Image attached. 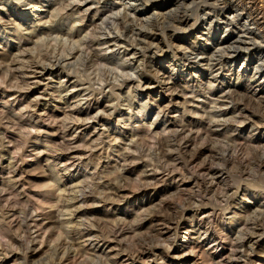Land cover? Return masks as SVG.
Segmentation results:
<instances>
[{
	"label": "rangeland",
	"instance_id": "1",
	"mask_svg": "<svg viewBox=\"0 0 264 264\" xmlns=\"http://www.w3.org/2000/svg\"><path fill=\"white\" fill-rule=\"evenodd\" d=\"M24 1L27 0H8L6 3L5 1L0 0V30H4L3 32H5V35L9 36L15 34L12 31H14V29H16L17 27V31H19L21 34H24L23 37L27 42H25L26 46L22 51L16 52V44L18 42L17 40V42L15 41V39L11 40L12 42L10 41V47L6 46V41L3 43L0 41V88H4V82L10 80L11 82L9 81V84L13 82L12 89H20L21 91L25 92L28 86H32L33 82L35 81V79L31 78L32 76H29L28 74V72H33L35 70L34 65L38 66L41 65L42 62H50L49 56H56L57 58L63 57V59H65L70 56V52L80 50L82 51V53H85L79 55L77 60H75L73 64L69 65L67 68L68 73L71 75L70 77L77 80L83 88H88L87 93L97 94L98 92L99 95L97 94L96 97L98 98V96L100 97L102 95L101 97L104 100L103 105L107 103L108 105H112V108L108 109L107 111L106 109L105 111H102L103 115L101 118L105 119L104 121L106 125L99 126L104 130L101 138L98 137L94 142L88 141V139H94L92 138L93 135L90 134V136L86 137L87 141L78 142L75 145L68 138H66L68 142L65 141L66 139H62L61 135L63 132L62 130L66 129L64 124H66L67 126L68 124L74 122L73 116H75L73 114L67 115L68 118L64 116V112L70 113L72 106L65 103L64 100H61V96H64L65 92H61L58 89L56 90L57 86L60 85V81L63 80V77L59 78V76H57L45 79L43 81H40L37 85H33L31 88L33 90V94H35L36 92V95H38V92L41 93L44 88L47 89V94L42 95L39 98V101H37V103L40 104L37 107V110L45 112L44 109L47 108V114H50L52 112L57 114V117L52 118L48 115L40 123H38V126L40 125L41 129V132L38 134L35 133L36 130L32 127L33 123L31 122V118L29 116L32 115L34 107L31 106V108L30 106H28L27 108L24 107V109L14 108L12 106L13 102L6 104V101L4 99H9V97L3 96V92L0 90V264H32V262H37V264H51V262L57 263L59 257L57 254L56 245H59L61 241L69 243L70 245L72 243L74 245L73 247L76 249L77 247H79L77 250L80 252L79 255H81V259H79L80 261L78 260L74 264H100L101 262V264H106L107 260L102 259V261L98 262V258L94 257V253L92 251L84 249V247L82 248V246L80 247L78 245L79 242H83V238L79 239V231L81 230V228L92 227L96 229L95 226L97 225L101 226L102 230L106 234H109L113 226L111 224L113 223L112 219L126 217L129 222L126 224V226H132L136 223L132 222L135 219L134 216L136 214L133 210L134 204L130 203L124 205V203H119V201H117L118 203H114V206H116V208L112 209V211L107 210L108 207H105L100 203L89 206L88 210L90 209L93 210V212L95 211L94 216L97 217L96 220L92 219V217L89 216L87 218V221L85 217L82 216L78 219L76 218V220L71 224L67 222L70 219L71 214L74 211L78 210H74L75 207L70 206L76 204L75 201L81 194V190L78 187H74V183H76L78 179L71 180L73 178V175H75L74 173L66 175V172L64 171L59 172L61 176H63L64 174L66 175V178L67 176H69L66 186H61V182H59V184L55 181H52L51 163L53 162V160L57 159L60 154H67L72 150L79 151L80 153L84 152L88 155L85 156V161L87 159L88 161L84 162L80 166L81 176L76 175L77 178L81 179L86 175V173L90 175V173L94 171H96V173L98 174L94 180V183H90L93 180H91L88 175L85 177V180L88 182L87 184L91 185L89 187L87 185V188H85L87 189V195H91L92 197H99V192L102 191L99 188L100 184H102V187L107 190V192L105 190V193L108 194L114 190L116 185L119 186L123 183L122 181L117 179L118 171L115 172L116 164L120 158L129 157V154L137 157L139 156V159H134V161L138 165L137 174H139V176L141 177L146 174L145 171H147V173H150L153 169H164L168 167L170 163L172 164L173 160L180 157L190 158V156L192 155L199 156V161H209V163H212L215 166L220 165L221 168L223 167L222 169L224 172V180L221 184H219L217 188L218 190H216V195H213V193H211L210 191V194H207L208 199L211 198V205H209L208 207L216 206V208L220 210L222 214L224 213V216H222L223 218L219 219L220 223H214V230H216L217 228L219 229H217V235H226L227 231L222 222H225V219L230 216L229 211L231 209L229 208H237L243 206L255 207L254 198H257L260 204L261 202H264V166L262 170L259 169V166L261 164L260 162L264 161V146H259V144L255 142L258 141V139L263 140L262 137H258L261 133H255L258 131L255 128L256 126H261L262 124H264V86L261 90L262 93L258 95L260 99L256 97H249L244 94L246 91V84L249 81V76L253 73V70H249L247 74L244 73L245 71H243V69L241 70V65L244 62L245 57H242L240 54L238 62H236L234 66L229 63L230 61L228 58L231 55L236 54V52H243L247 50L245 48H248L251 51V56L257 58V51L259 47H256V45L259 46V44H257L256 42L258 41V39L255 37L253 38L252 35H245L244 33H240V28H237L239 25L235 22V28H232L233 33L231 34L234 39V47L231 49L232 51L230 50L226 57L224 56L225 51L217 53V56H212L211 54H213L214 50L212 46L213 44L210 40L207 41L208 36L216 39L222 37L225 34L224 31L227 27H224V24L226 21V17L229 15V12L227 10L231 8V10L233 9V11H235L238 8L235 7L236 2H234L233 0L232 2L231 0H223V4L218 5L216 3L217 0H151V3L149 4V8L151 10L148 15L149 20H138L134 23H131V20L128 19V11L126 12L123 10V13L120 14V17H118V15L113 18L114 16H111V14L112 12H115L116 9H114V5L110 3L113 0H107L108 4L106 3L105 6H103L102 4H97V6L100 7L102 16L109 15L111 17L108 21L109 23L107 24V26L104 24V27L106 28H100V30L99 28H97L101 21H97V25H95L96 22H94L93 26L88 25L87 21L95 13V11L93 10L91 13H87L86 16H83L86 18L85 22L87 23L89 28L86 27L85 31L82 32L79 38L76 37L75 40L67 41L66 43V40H64L66 39V35L64 34H66V32L69 31V28H71L73 25L78 26L80 24V22L77 20L79 18V14L73 13L72 11L70 12V9L72 8L70 3L67 4V0H42L40 7L32 9L31 7L37 5L38 3L28 5ZM255 4L257 9L261 11L264 17V0H256ZM68 5L69 7H66ZM214 5H216V7ZM222 5H224L223 12L219 7ZM56 7L57 10L55 9ZM133 9L138 8L134 7ZM203 12L210 13L212 19L214 18L215 22L221 23V28L219 27V29L209 31L207 26L209 21H211L212 19L208 18L207 20H205L206 23H204L205 15H203ZM80 13L83 15V12ZM210 15L209 17H211ZM102 16H96L95 20L100 19ZM31 17H34V22L38 24L34 26L32 23L27 24L26 21H22V19L27 20V18L30 19ZM191 24H193V26H190ZM110 25H112L113 27L111 28ZM175 27L176 29H174ZM181 27H183L184 30ZM179 28H181L182 30H180ZM33 29L36 30L35 33L30 34V31ZM138 30H143L145 33H147V36H139L137 34ZM107 34H110L111 37V34H114L113 36L117 35V39L119 38L122 41H125V39L128 38L126 41L130 43V45L132 44L135 47L139 46L138 48L140 50L143 49L141 50V53L145 56V59L141 63V66L137 68V70L131 71V76L125 74V72L122 70L123 68H121L122 65H119V68V66L116 64V59L107 58L102 55L106 52L103 51V53L102 51H99L101 47L104 48V46L98 45L100 42L99 39L102 38L103 40V37L109 38L110 36ZM118 34L120 35V37ZM170 34L174 37H168ZM1 35L2 34L0 33V36ZM32 35L34 37H32ZM40 38H42V40ZM37 40L41 42L39 43ZM77 40L81 41L75 42ZM141 40L143 43L141 42ZM112 43L113 42H111V44ZM106 46L107 45H105V47ZM179 46L182 49H185L182 50ZM4 51L7 53V55H4ZM175 51H179V54L174 55L173 52ZM183 51L187 55H183ZM206 51L207 56H209V58L212 56L211 59L213 58V60L210 61L211 64L210 62H208V65H206L205 62H199L200 64H198V62L194 61L193 58L188 60V56L194 57L195 53ZM103 59H108L110 61L105 62ZM171 60H173L172 62L175 64L174 66L170 64ZM18 61L19 63H17ZM209 65L212 67H209ZM220 66L222 68V71L220 73L222 74H219L221 76L218 75V77L220 78L219 84L223 83L221 78L224 77L226 79V83L232 86L230 91V99H227V101L230 102L227 103L229 104V110L234 111L233 114H229V119L227 118L228 120L223 119L222 122L219 121L222 119H220L218 116V112L221 108L216 100L220 101L222 99L223 93L221 95L220 92H210L207 90V82L214 79L211 75V72L209 71L212 69H217V71L219 72L218 67ZM171 68L177 71H173ZM171 70L172 72H174V79L168 85H174V96L175 98H177L176 101H174L170 106L171 117L179 114V119L181 121H183L184 119L192 120V123L195 127H206V123H209L212 120L221 126H212V129L210 128L211 133L209 134L208 132L207 138H199L196 143L195 141H190V145L187 146V144H189L185 143L186 141H188L187 139L186 141H181L184 145H186L184 146L183 144H180V142H178L180 140V136L174 131L179 129V127L177 126L181 124V122H178V124L171 122L170 127L172 128L170 129V131L165 132L161 129L156 130V137L158 140L159 136L160 143H158L156 148L154 149V147H152V142H154L155 139L151 138L148 135H145L150 126L144 125L145 121L148 124V122L153 120L154 111L151 112L152 114H150V120L143 121V117L141 118L142 120H139L140 123L137 122L136 119L134 120V118L129 121L128 116H125L128 111V107L132 103L139 102L141 93L136 92V90L133 89L130 94H122L120 92L121 87H118L117 85L121 81H124L128 78L130 79V77L131 79H128L129 82L134 81V83H140V85L142 86L140 89L144 88V82H153L151 83L153 86L152 88L141 90L144 97L142 98L143 101L148 100V104L151 110H153L157 107L156 105L158 103V94H162L164 97H168L169 95H171V93L168 92L166 88H159V86L155 83L156 80H159L160 77L168 76L170 73L169 71ZM120 71L122 72V74ZM136 72H138L139 74ZM215 72L213 74H216ZM239 72L243 73V76L237 81L236 75ZM135 74H137L138 76ZM156 76L159 78L157 79ZM137 77L139 80H137ZM103 82L105 83L103 84ZM234 82H237V84L235 85ZM186 84L190 87H187V90L184 89ZM212 84H215L214 80ZM197 90H199V94L202 96H197L192 99V92ZM182 91H184V95L182 94ZM210 93L215 94L212 95ZM147 94L150 95V98H147ZM31 99H33V97L28 98V100L30 101ZM215 102L217 103V105L215 104ZM181 114H185L186 117H183ZM244 122H251L250 128L242 131L240 129V125H242ZM92 123L95 122L92 121ZM236 125L238 126L236 127ZM136 127L139 128V131H137L136 133L138 138H135L134 144H131V142L129 141V134L131 133V130ZM262 131L264 132V129H262ZM140 133L143 134V136ZM36 135H38L37 137L39 138V140H36ZM139 137H141L142 140L139 139ZM69 143L71 144V146ZM73 146L74 148L77 146V148L74 149ZM83 146L84 148L86 146L88 149L85 148V150ZM242 146L246 147L247 150ZM101 149H104L102 153ZM199 150H205L206 155H208L209 157L203 154L198 155L200 154ZM11 161L14 163V165L9 164ZM183 169L180 170V173L183 174V177H185V179L194 177L193 175L191 176V173H189V171H186V167H184ZM12 173H15L17 175V177H15L16 181H14L15 183L11 182L10 180V177L13 176ZM135 178L136 176H133L134 180H132L131 183L142 185L140 180L137 181L135 180ZM171 182V180H168L165 184H160V186L158 187L159 190L157 192L151 189L149 190L148 197L151 198L150 202L152 201L153 203L151 204V208L153 206L159 205L164 198L168 199L167 202L169 201V203H177L181 201V197L183 202L181 205H184L185 207L193 204L194 200H192L189 194L186 195L187 191L184 192L185 194H181L180 192L178 193L175 187L171 186L167 192H161L162 189H164V185L170 184ZM109 187L113 190H111ZM183 187L186 188L185 190L190 189V187H192V181H185V186ZM239 187H244L247 188V190H250L246 192L245 196L241 194L239 201L228 204L227 201L230 198H227L226 196H230L231 193L233 194L235 190H238L237 188ZM203 191L204 189L201 184L200 193L198 192L197 188L191 189V192L197 197L199 195L202 196L206 193V191H204L205 193ZM7 198H10V202L6 200ZM52 198L55 199V202L53 201L51 203V201L54 200ZM44 201L49 203H45ZM239 202L241 203L238 204ZM206 203H208V201L203 204ZM109 204L110 201H108V205ZM42 208H45L44 210L46 211L42 212ZM84 209H86V207L79 208V212L84 213ZM37 210L40 211V213L45 214H43V216L37 217L35 216ZM238 210L240 211L239 208ZM8 211L16 213V216L21 220V228H10L8 219H6L7 215H5ZM168 213L169 215L173 214L172 211H168ZM246 215L250 220V226H248L247 231H243L244 233L242 235L245 236L248 233H252L253 231L251 232V230H254V228H256L259 231V234H262V237H264V226H262L264 224V209L261 211V213H250V217L248 213H246ZM34 217L35 219L37 218V221L39 222L43 218V222L46 224V226L53 231L54 237L52 236V238L46 242V247L42 251L38 252L36 258L31 261L27 260V257H24L26 254V245L27 243H29L27 240L30 241L29 235L32 231V227L34 226V223H32ZM26 219H28L30 223L33 224L30 232L28 233L29 235H27L26 232L28 229L24 226ZM89 220L91 222L93 221L94 224ZM146 231L147 230H145V232ZM192 233L193 234H191L190 236L192 239H195L197 237V234H195V232ZM149 235L150 234L145 235L139 233L135 238L126 240L124 242L126 244L125 247L128 246L130 249H133L143 245H156V243H158V240L155 241L153 237ZM228 236L231 237L232 240H234L235 237H239L240 234L233 232ZM180 241L181 238H179L178 243ZM258 252L257 255L259 256L264 254V250H258ZM193 259L194 257L190 256V258L187 259L188 261H184V264H192L191 262L193 261ZM182 260L183 259H180L178 264H180V261ZM152 262L153 261H151L150 264H154V262ZM110 263L112 262L110 261Z\"/></svg>",
	"mask_w": 264,
	"mask_h": 264
},
{
	"label": "bare ground",
	"instance_id": "2",
	"mask_svg": "<svg viewBox=\"0 0 264 264\" xmlns=\"http://www.w3.org/2000/svg\"><path fill=\"white\" fill-rule=\"evenodd\" d=\"M3 1H5V3H6L8 0H3ZM67 1H68V3H67ZM67 1H66V3L67 4L70 3V5L72 7L70 9V12L72 11L73 13L79 14V18L77 20L80 22V24L78 26L73 25L71 28H69V31L66 32V34H64V35H66V39H64V40H66V43H67V41L75 40L76 37L79 38L80 35L82 34V32L85 31L86 27L89 28L90 25L93 26L94 22H96L95 25H97V21L98 22L101 21V23L100 24L98 23L99 25L97 26V28H99V30H100V28H106L104 26L105 25L107 26V24L109 23L108 21L111 17L109 15H103L102 16L100 7L97 6V4H99V5L102 4L103 6H105V4L108 2L107 0H99V1H96V0H67ZM233 1L236 2L235 7H238V8L235 11H233V9L231 10V8L227 10L229 12V15L226 17V21L224 24V27H227V28H225V31H224L225 34L222 37L216 38V39L208 36L207 41L210 40L213 44L212 46H213L214 50H213V54H211L212 56H217L216 55L217 53H221V52L225 51L224 56L226 57L228 55V53L230 52V50L234 47V39H233V36H231V34L233 33L232 28L235 26L234 25L235 22L238 23V25H239L237 28H240V31H241L240 33H244L245 35L246 34L252 35L253 38L255 37L258 39V41L256 42L257 44H259V46L256 45V47H259L258 51H257V54H258L257 58H254L253 56H251V54H250L251 51L248 48H245L247 50L243 49V50H245L243 52L242 51L236 52V54L231 55L228 58L230 61L229 63H231L232 66H234V64L236 62H238L240 55L242 57H245L244 62L241 65V70L243 69V71H245L244 73L247 74L248 71L252 69L253 73L249 76V81L246 84L247 86H246V91L244 94H246L249 97L259 98L258 95H260L262 93L261 90L264 86V17H263V14L261 13V11H259L256 7V4H255L256 0H233ZM24 2H26L28 5H31L33 3H35V4L38 3L37 5L34 4L35 6H32V7L30 6L32 9H35V8H38L41 6L42 0H27ZM231 2H232V0H231ZM110 3L113 4L114 9H116V11L112 12V14H111V16H114L113 18H115V16H118V15H119L118 17H120V14H122L123 13L122 11L124 10L126 12L127 11L129 12L128 13V16H129L128 19L131 20V23H134L138 20H146V21L149 20L148 15L151 11L149 8V4L151 3V0L150 1L149 0H113ZM216 3L218 5H221V4H223V0H217ZM214 6L216 7V5H214ZM66 7H69V5ZM134 7L138 8V9H133ZM219 7L221 8L220 10H222V12H223L224 5L219 6ZM55 9L57 10V7ZM93 10L95 11V13L87 21V23L89 25L88 26L87 23L85 22L86 18L83 16L84 15L86 16L87 13H91ZM80 12H83V15ZM52 13H53V11H52ZM66 13H69V12H66ZM124 14H126V13H124ZM98 15H101L102 17L100 19L95 20L96 16H98ZM203 15H205L204 23H206L205 20H207L208 18L212 19V16L208 12H205ZM209 15L211 17H209ZM216 15H219V14H216ZM223 16H225V15H223ZM130 20H128V21H130ZM22 21H26L27 24L32 23L34 26L36 24H38V23L34 22V17H31L30 19L27 18V20L22 19ZM140 22H144V21H140ZM91 23H93V24H91ZM193 23H195V22H193ZM18 25H20V24H18ZM110 26H111V28L113 27L112 25H110ZM190 26H193V24H191ZM220 26H221V23L215 22V20L213 18L211 21H209L207 27H208L209 31H212V30L214 31V29H219ZM181 28L183 29V27H181ZM181 28H179V29L182 30ZM189 28H191V27H189ZM0 29H1V27H0ZM17 29L18 28L16 27V29H14V31H12L15 34L9 35V36L5 35V32H3L4 30L3 31L0 30V33L3 35V36L2 35L0 36V41L2 43L6 41V46L10 47L11 42H12L11 40H14V39H15V41L17 40L18 42L16 41L17 42L16 52H20L26 46L25 45L26 40L23 37L24 34H21L19 31H17ZM70 29H71V31H70ZM174 29H176V27ZM87 30H89V29H87ZM35 31L36 30H34V29L31 30L30 34H34ZM87 32H89V31H87ZM104 34H106V33H104ZM137 34L139 36H142V37L147 36V33H145L143 30H138ZM84 35H86V34H84ZM107 35L110 36V34H107ZM111 35H112V37L110 36L109 38L103 37V40L100 36L101 39H99L100 42L98 45L104 46V48L101 47L99 51L106 52V53L103 52L104 54H102V55H104L107 58L116 59V61H117L116 64L118 66L122 65L121 68H123L122 70L125 72V74H127L128 76H131V74H132L131 71L137 70V68L139 66H141V63L145 59V56L141 53V50H143V49L140 50L138 48L139 46L135 47L132 44L130 45V43H128L126 41L128 38L125 39V41H122L119 38L117 39V37H118L117 35H115V36H113L114 34H111ZM32 37H34V36L32 35ZM119 37H120V35H119ZM168 37L173 38L174 36L170 34ZM40 39L42 40V38H40ZM251 39H252V37H251ZM37 41L39 42V40H37ZM55 41H57V40H55ZM78 41H81V40H77L75 42H78ZM84 41H85V39H84ZM97 42H98V40H97ZM111 42H113V43L111 44ZM141 42H142V40H141ZM105 45H107V46L105 47ZM252 46H254V45H252ZM184 49H182V50H184ZM83 52H84V50H83ZM84 53H82V51H80V50H77L74 52L72 51L69 54L70 56L68 58H65V59H63V57L61 58L60 56H58L60 58H57L56 56H54V57L49 56L50 62H48V63L42 62L41 65H38V66L34 65L35 70L33 72L32 71L28 72L29 76H32L31 78L35 79V81L33 82V85H37L40 81H43L45 79H49V78H53V77H57V76H59V78L63 77V80L60 81V85L57 86L56 90L58 89L61 92H65V95L61 96V98H62L61 100H64L65 103L72 106L70 113L64 112L65 110L63 111L64 116L67 118H68L67 115L73 114L75 116H73L74 122H72L71 124H68L67 126H66V124H64L66 129L64 128L65 130H62L63 132L61 135H62V139L65 140L66 138H68L75 145L78 142L87 141L86 137L90 136V134L93 135L92 138H94V139L93 140L88 139V141L94 142L95 140H97L98 137L101 138L102 134L104 133V130L101 129V127H99V126L100 125H102V126L106 125V123L104 121L105 119L101 118L103 115L102 111H105V109L107 111L108 109L112 108V105H108L107 103H105V105H103L104 100L101 97L102 96L101 93H100L101 96L100 97L98 96V98L96 97L98 92H97V94L96 93L95 94L87 93L88 88H83L82 85L77 80L72 79L70 77L71 75L67 71L68 66L72 65L73 62L75 60H77L78 56L81 54H84ZM173 53H174V55H177V54H179V51H175ZM182 53H183V55H187L186 53H184V51ZM52 54H54V53H52ZM4 55H7V53L5 51H4ZM54 55H56V54H54ZM23 57H24V55H23ZM188 57H189L188 60L193 58L194 61L198 62V64H200L199 62H201V63L205 62L206 65L209 64L208 62L213 60V58L211 59V57L209 58V56H207V51L206 52H199V53L197 52V53H195L194 57H190V56H188ZM103 60L105 62L110 61L108 59H103ZM172 61L173 60H171L170 64H172V66H174L175 64ZM17 63H19V61ZM210 64H211V62H210ZM209 67H212V66L209 65ZM119 68H120V66H119ZM218 69H219V72L217 71V69H212L209 71V72H211V75L214 79H212V81L210 80L207 82V84H208L207 90L210 92H212V91L213 92L214 91L220 92L221 95L223 93L222 99L220 101L216 100L218 102L220 108H221L218 112L219 113L218 116L220 119H222L219 121L222 122L223 119L228 120L229 114H233L234 111L229 110V108H228L229 104L227 103V102H230V101H227V99H230V94H231L230 91H231L232 86H230V84L228 85L226 83V79L224 77L221 78L223 83L219 84L220 78L218 77V75L222 74V73H220L222 71L221 66L218 67ZM172 70L177 71L174 69H172ZM172 70L169 71L170 73L168 76H163L160 78L156 76L157 79L159 78V80H156V82H155L156 85H158L159 88H162V89L166 88L168 90V92L171 93V95H169L168 97H164L162 94H160V95L158 94V100H157L158 103L156 105L157 107L154 108L153 110H151V108L148 104V100L143 101L142 98H144V97L142 95L143 93L141 92V90H143V89L152 88L153 86L151 83H153V82H144L145 83V85L143 86L144 88L140 89L142 87L140 85V83H134V81L129 82V80L131 79V77H130V79L128 78L129 80L126 79L124 81H121L117 85L118 87H121L120 92L122 94H130L133 91V89H135L136 92L141 93L140 98H139L140 99L139 102L132 103L128 107V111H127L125 116H128L129 121H131L134 118V120L136 119V121L139 122V120L143 117H144L143 121L150 120V114H152L151 112L154 111L153 120L148 122V124L145 121V124H144V125L150 126L149 130L146 131L145 135H148L151 138L155 139V141L152 142V147H154V149L156 148L157 144L160 143L159 136H158V140L156 137V134H157L156 130L161 129L162 131H165V132L170 131V129L172 128V127H170L171 122L177 123V124H178V122H181V124H179L177 126V127H179V129L174 130L180 136V140L178 141V142H180V144H183V142H181V141H184V140L186 141V139L188 140L185 142L186 144L189 143L190 141H195V143H196V141L199 140V138H202V137L207 138L208 132H209V134L211 133L212 126H218V127L221 126L212 120L209 123H206V127H199V126L195 127L194 124L192 123L193 122L192 120L184 119L183 121H181L179 119V114L171 117L170 106L177 99L174 96V91H175V89L173 87L174 85H168L174 79V75H173L174 72H172ZM215 71H217V72H215ZM214 72L216 74H213ZM136 73H138V72H136ZM121 74H122V72H121ZM135 75H137V74H135ZM163 75H166V74H163ZM219 76H221V75H219ZM242 76H243V73L239 72L236 75L237 81ZM125 77H127V76H125ZM137 80H139L138 77H137ZM213 80H214L215 84H212ZM9 81L4 82L5 83V84H3L4 88H0V90L3 92V96L9 97V99L6 98L7 100L4 99L6 101V104L13 102L12 106L14 108H19V109L20 108L24 109V107L27 108L28 106H30V107L33 106L34 108H33L32 115H29V116L31 118V122L33 123L32 127L36 130L35 133H37V134L40 133L41 129H40V125L38 126V123H40L48 115L51 116V118L57 117V114L53 113V112L50 114H47L48 113L47 108L44 109L45 112H43L41 110H37V107L40 105L37 103V101H39V98L42 95L47 94L46 93L47 89L44 88L41 93L38 92V95H36V92L34 91L35 94H33V90L31 89L33 85L28 86L27 90L25 92H23L20 89H12V83L13 82L11 84H9ZM106 82H107V80H106ZM104 83L105 82H103V84ZM114 83H116V82H114ZM234 83H235V85L237 84V82H234ZM187 87H189V86L186 84L184 89L187 90ZM182 94L184 95V91H182ZM210 94L214 95L215 93H210ZM197 96L198 97L202 96L199 94V90L193 91L192 92V99L194 97H197ZM30 97H33V99H31V101L28 100V98H30ZM147 98H150V95L147 94ZM220 98H221V96H220ZM10 100H12V101H10ZM215 104L217 105L216 102H215ZM182 116L186 117L185 114ZM92 121H94L95 123H92ZM100 123H103V124H100ZM250 123L244 122L242 125H240V127H241L240 129L242 131L243 130L245 131L246 129L250 128ZM57 125H58V123H57ZM64 125H62V126H64ZM141 125H143V124H141ZM138 126H140V125H138ZM237 126L238 125H236V127ZM252 128H254V127H252ZM255 129L258 130L255 133H261L258 137L263 138V140L258 139V141H255V142L258 143L259 146L262 145V147H263L264 146V132L262 131V129H264V124H262L261 126H256ZM133 130H131V133L129 134V139H130L129 141L131 142V144H134V142H135L134 139L138 138L136 133H137V131H139V128L136 127ZM140 130H142V129H140ZM237 131H238V129H237ZM141 135L143 136V134H141ZM145 135H144V137H145ZM37 136L38 135L35 136L36 140H39V138ZM138 136H139V133H138ZM141 137H139V139L142 140ZM65 141H67V139ZM190 143L187 144V146L190 145ZM70 146H71V144H70ZM180 146H182V145H180ZM184 146H186V145H184ZM242 147L244 149H246V147H244V146H242ZM73 148H74V146H73ZM75 148H77V146ZM83 148H84V146H83ZM85 148L88 149L86 146H85ZM71 150H72V148H71ZM103 150L104 149H101V153L103 152ZM189 151H188V153H189ZM191 151H193V150H191ZM89 152H91V151H89ZM186 154H187V152H186ZM201 154L208 156V155H206L205 150L200 151V154H198V155H201ZM86 155H87V153H84V152L80 153L79 151H73L72 150L71 152H69L67 154H60V156L57 159L53 160V162L51 163L52 181H55L56 183L61 182V184L59 183L61 186H66L67 185V179H69V176H67V178L65 176L68 174L74 173L75 175H73V178L71 180L78 179L77 182L74 183L75 184L74 187H78L81 190L80 191L81 194L79 195V197H77V200L75 201L76 204H73L72 206H70V207H75L74 210L75 209H78V210H76V211L73 210L74 212L71 214V217L67 222H69L71 224L76 220V218L78 219L82 216L85 217L86 220L89 216L92 217V219L96 220L97 217L94 216L95 211L93 212V210H90V209L88 210L89 206L96 205V203H100L101 205L108 207L107 210H111V211H112V209L116 208V206H114V203L117 201H119V203H124V205L133 203L134 204L133 210L136 213L134 216L135 219L132 221V222H136V223L133 224L132 226L131 225L126 226V224L129 223L126 217L112 219L113 223H111V224L113 226H112L111 232L109 234H106L102 230L101 226H97V225L96 226L94 225L96 229H94L92 227L81 228V230L79 231V239L83 238V242L82 241L79 242L78 245L80 247L82 246V248L84 247V249L92 251L94 253V257L98 258L97 259L98 262L102 261V259H105V260H107L106 264H150L151 261H153L154 264H178L179 260L183 259L182 261H180V264H184L185 263L184 261H186L188 258H190V256H193L194 259L191 262L192 264H197V263H200V264H250V263L264 264V254L261 256L257 255L258 250H264V237H262V234H259V231L256 228H254V230H251V232L253 231L252 233H248L245 236L242 235L245 231L248 230L247 229L248 226H250L249 225L250 220L248 219V216L246 215V213L249 214V217L251 216L250 213H261V211L264 209V202H261V204H260L258 202L257 198H254L255 207L243 206V207H237V208L236 207L229 208V209H231L229 211L230 216L227 219H225V222L224 221L222 222V224L225 226V229L227 231L226 235H217L216 232H217L218 228L216 230H214V223L215 222L220 223L219 219L223 218L222 216H224L223 215L224 213L222 214V212H220V210H218L216 208V206L215 207H208L209 205H211V203H210L211 198L208 199L207 194L210 191L211 193H213V195L214 194L216 195V193H217L216 190H218L217 188H218L219 184H221L222 181L224 180V178H223L224 172L222 169L223 167L221 168V166L219 164H218L219 166H215L212 163H209V161H199V158H200L199 156L192 155V156H190V158H185V157L177 158V159L173 160L172 164L168 163L169 166L164 168V169H158V170L153 169V170H151L150 173H147V171H145L146 174H144V176L141 177V176H139V174H137L138 165L134 161V159L135 160L139 159V156L137 157V156L129 154L128 155L129 157L120 158L116 164L115 172L118 171L117 172L118 173L117 179L122 181L123 183L119 186L116 185L117 187L115 186V188L113 187L114 190L110 188L111 186H113V185H111L109 188L113 191H111L108 194L105 193L106 189H104L102 187V184H100L99 188L102 191L99 192V197H92L91 195H87L88 194L87 189H85V188H87V185H88L87 184L88 182L85 180V177L88 174L86 173V175L84 177H82L81 179L77 178V176H76V175L81 174L80 173L81 172L80 166L84 162L88 161V159L85 161ZM124 156H126V155H124ZM176 157H177V155H176ZM241 157H242V155H241ZM243 159H244V157H243ZM260 163L261 164L259 166V169L262 170V168L264 166V161H262ZM9 164L14 165V163L12 161ZM178 166L181 169L186 167V171H189V173H191V176L193 175L194 177H190V179L189 178L185 179V177H183V174L180 173L181 169ZM61 171L66 172V175L64 174L63 176H61L59 173ZM100 173H101V171H100ZM97 175L98 174L96 173V171H94V172L90 173V175H88V177L91 180H93L90 183L95 182L94 180H95ZM133 176H136L135 180H137V181L140 180L142 185L137 184V183H131V181L134 180ZM15 177H17V175L14 173L13 176L10 177L11 182L16 181ZM168 180H171L172 182L170 184L164 185V189H162L161 192H167L171 186L175 187V189L178 191V193L180 192L181 194H185L184 192L187 191L186 195L189 194L190 197L192 198V200H194L193 204L185 207L184 205H181L183 203L181 197H180L181 201H179L177 203H169V201L167 202L168 199L164 198L160 202L159 205L153 206L151 208V204H153V203H152V201L150 202L151 198L148 197L149 190L151 189V190L157 192L159 190L158 187L160 186V184H165ZM190 180L192 181V187H190V189L185 190L186 188L183 187V186H185V181H190ZM200 184L202 185V187H203L204 191H206V193L203 191L205 194L203 193L204 195H202V196L199 195L197 197V196H195V194H193L191 192V189L197 188L198 192L200 193ZM89 186H91V185H88V187ZM237 189L238 190H235V192L233 194L231 193L230 196H226L227 198H230L227 201L228 204L239 201L240 195L242 194L245 196L246 192L250 190V189L247 190V188H244V187H239ZM195 191H196V189H195ZM106 192H107V190H106ZM11 194H13V193H11ZM218 194H220V193H218ZM54 195H56V194H54ZM195 197H197V198H195ZM255 197H256V194H255ZM52 199H54V198H52ZM6 200L8 202H10V198H7ZM53 201L55 202V199L52 200L51 203ZM108 201H110L109 205H108ZM207 201H208V203L203 204ZM45 203H49V202H45ZM240 203L241 202H239L238 204H240ZM7 207H8V205H7ZM82 207L83 208L86 207V209H84L85 211L83 210L84 213L79 212V208H82ZM66 208H68V207H66ZM238 208L240 209V211L238 210ZM44 209L45 208L41 209V210H43L42 212L46 211ZM155 210H157V211H155ZM70 211H69V213H70ZM168 211H172L173 214L169 215ZM3 214H4V212H3ZM43 214H45V213H43ZM43 214L37 210V213L35 216L40 217V216H43ZM5 215H7L6 219H8V223H9V226L11 229L13 227L17 228V229L22 227L21 220L19 219V217L16 216L15 212L8 211L7 214H5ZM46 215H47V213H46ZM107 216H109V215H107ZM93 217H95V218H93ZM243 218H244V220H243ZM43 220L44 219L42 218V220L39 222V221H37V218L35 219V217H34V220H32V223H34V226L32 223H30V221L28 219L25 220L24 226L28 229L26 231L27 235H29L28 233L30 232L31 227L33 226L32 231L30 232V235H29L30 241L27 240L29 243H27V245H26V252H25L26 254H25L24 258L27 257L28 258L27 260L33 261L36 258L37 253L42 251L46 247V242L49 239H51L52 236L54 237L53 231L50 230V228L46 226V224L43 222ZM99 220H101V219H99ZM109 222H111V221H109ZM91 223H93V221ZM262 226H264V224ZM4 229H6V228H4ZM145 230H147V231L145 232ZM192 232H195V234H197V237L195 239H192L190 236L191 234H193ZM233 232L240 234V236L235 237V239L232 240L231 237H229L228 235H230ZM139 233L145 234V235L150 234L149 236H152L155 241L158 240V243H156V245H152V246L143 245V246H139V247L133 248V249H130L128 246L125 247L126 244L124 242L128 239L135 238L137 236V234H139ZM179 238H181V241L178 243ZM71 245L69 243L62 242V241L60 242L59 245H56L59 260H57L58 261L57 263L51 262V264H74L79 259H81V255H79L80 252L77 250L79 247H77V249H76L73 247L74 245L72 243H71ZM260 246H261V248H260ZM48 247H49V245H48ZM45 250H47V249H45ZM258 254H259V252H258ZM110 261L112 263H110ZM33 263H35V262H32V264ZM35 264H37V262Z\"/></svg>",
	"mask_w": 264,
	"mask_h": 264
}]
</instances>
